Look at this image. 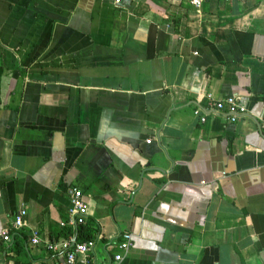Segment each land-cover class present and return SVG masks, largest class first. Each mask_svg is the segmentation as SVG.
Listing matches in <instances>:
<instances>
[{
  "label": "crops",
  "instance_id": "1",
  "mask_svg": "<svg viewBox=\"0 0 264 264\" xmlns=\"http://www.w3.org/2000/svg\"><path fill=\"white\" fill-rule=\"evenodd\" d=\"M200 1L0 0V264H64L74 188L93 264H264V0Z\"/></svg>",
  "mask_w": 264,
  "mask_h": 264
},
{
  "label": "built area",
  "instance_id": "2",
  "mask_svg": "<svg viewBox=\"0 0 264 264\" xmlns=\"http://www.w3.org/2000/svg\"><path fill=\"white\" fill-rule=\"evenodd\" d=\"M200 2V0H193V4L197 7L200 6ZM207 100L208 108L196 106L194 109V115L198 116L202 123L205 121L206 111L208 110L227 113L231 121H235L238 117L246 113L245 107L233 96L216 100L211 95H207ZM147 142L149 143L150 140ZM25 217L26 210L24 208L17 210L12 216L10 227L1 232L0 238L5 242H9L10 233L12 231L25 227ZM86 218L87 206L83 199V194L79 189L74 188L71 190L70 194L68 218L60 224L62 229H70L72 234L64 239L52 241L48 245L49 250L63 259L64 264H93L91 252L94 241L77 242L73 234L77 226L86 223ZM30 243L33 246L40 243L39 237L36 233L32 234ZM130 247L131 235L129 233L122 234L121 241L117 245L119 252L113 255L109 264H120Z\"/></svg>",
  "mask_w": 264,
  "mask_h": 264
},
{
  "label": "trees",
  "instance_id": "3",
  "mask_svg": "<svg viewBox=\"0 0 264 264\" xmlns=\"http://www.w3.org/2000/svg\"><path fill=\"white\" fill-rule=\"evenodd\" d=\"M64 232L65 233H63V236L65 237L72 234L70 230ZM73 234L77 242H88V241H94L95 239V233L91 229H88L86 224L77 226Z\"/></svg>",
  "mask_w": 264,
  "mask_h": 264
}]
</instances>
